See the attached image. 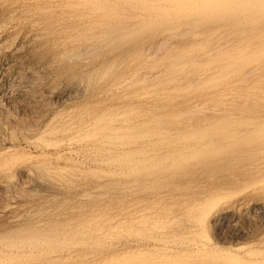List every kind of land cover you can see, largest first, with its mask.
<instances>
[{"label":"rangeland","instance_id":"374dc122","mask_svg":"<svg viewBox=\"0 0 264 264\" xmlns=\"http://www.w3.org/2000/svg\"><path fill=\"white\" fill-rule=\"evenodd\" d=\"M138 1L107 0L97 10L104 21L93 13L107 30L89 62L120 60L122 67L110 70L113 90L92 106V133L80 149L86 161L61 162L68 187L38 197L20 193L13 210L2 209L9 200L0 195V264H264V221L240 238L213 230V220L238 213L247 202L264 209V0ZM160 36L166 43L159 45Z\"/></svg>","mask_w":264,"mask_h":264},{"label":"bare ground","instance_id":"6f19581e","mask_svg":"<svg viewBox=\"0 0 264 264\" xmlns=\"http://www.w3.org/2000/svg\"><path fill=\"white\" fill-rule=\"evenodd\" d=\"M131 1V0H128ZM138 1V0H136ZM148 1V0H147ZM160 1V0H159ZM174 1V0H173ZM187 1V0H185ZM190 1V0H189ZM201 1V0H199ZM219 1V0H218ZM223 1V0H222ZM251 1V0H250ZM116 2V1H115ZM127 2V0H126ZM139 2V1H138ZM151 2V1H150ZM163 2V1H162ZM175 2V1H174ZM179 2V1H177ZM206 2V1H205ZM214 2V1H212ZM224 2V1H223ZM222 2V3H223ZM246 2V1H245ZM249 2V0H248ZM246 2V3H248ZM107 0H0V195L9 200L2 209L17 207L18 194L34 196L68 187L62 161L84 164L81 144L91 133L98 97L111 88L113 64L90 63L88 55L104 42L107 27L94 20ZM117 3V2H116ZM134 3V2H133ZM132 3V4H133ZM160 3V2H159ZM164 3V2H163ZM168 2H166L167 4ZM173 3V2H172ZM182 3V0L181 2ZM188 3V2H187ZM203 3V2H202ZM233 3V2H232ZM111 4V3H110ZM114 4V3H113ZM118 4V3H117ZM120 4V3H119ZM137 4V3H136ZM141 4V3H140ZM143 4V3H142ZM155 4V3H154ZM177 4V3H176ZM184 4V3H183ZM195 4V3H194ZM206 4V3H203ZM209 4V3H208ZM211 4V3H210ZM213 4V3H212ZM238 4V3H237ZM135 5V4H134ZM148 5V4H147ZM157 5V4H156ZM159 5V4H158ZM161 5V4H160ZM164 5V4H162ZM197 5V4H196ZM232 5V4H231ZM240 5V4H239ZM242 5V4H241ZM244 5V4H243ZM117 6V5H116ZM128 6V5H127ZM136 6V5H135ZM138 6V4H137ZM140 6V5H139ZM144 6V5H143ZM172 6V4H171ZM188 6V5H187ZM234 6V5H232ZM110 7V6H109ZM114 7V6H113ZM159 7V6H158ZM168 7V6H167ZM189 7V6H188ZM193 6H191L192 8ZM199 7V6H198ZM203 7V6H202ZM211 7V6H210ZM242 7V6H241ZM244 7V6H243ZM112 8V7H111ZM110 8V9H111ZM153 8V7H151ZM164 8V7H163ZM166 8V7H165ZM174 8V6L172 7ZM181 8V7H180ZM194 8V7H193ZM192 8V10H193ZM205 8V6H204ZM130 9V8H129ZM135 9V8H134ZM140 9V8H139ZM154 9L156 7L154 6ZM161 9V8H160ZM170 8H167V10ZM196 9V8H195ZM94 10L93 12H91ZM125 10V9H124ZM127 10V9H126ZM175 10V9H174ZM179 9L177 8V11ZM183 10V9H181ZM191 10V11H192ZM198 10V9H197ZM200 10V9H199ZM212 10V9H211ZM215 10V9H214ZM239 10V9H238ZM153 11V10H152ZM170 11V10H169ZM173 11V10H171ZM176 11V10H175ZM184 11V10H183ZM181 11V12H183ZM188 11V10H187ZM203 11H205L203 9ZM213 11V10H212ZM248 11V10H247ZM101 12V11H100ZM105 12V11H104ZM130 12V11H129ZM133 12V11H131ZM136 12V11H135ZM143 12V10H142ZM148 12V11H147ZM164 12V11H162ZM161 12V13H162ZM168 12V11H167ZM190 12V11H189ZM209 12V11H208ZM242 12V11H241ZM102 13V12H101ZM126 13V12H123ZM154 13V11H153ZM175 13V12H169ZM180 13V12H179ZM202 13V12H200ZM204 13V12H203ZM216 13V12H215ZM229 13V12H228ZM244 13V12H243ZM110 14V13H109ZM119 14V12H118ZM139 14V13H138ZM190 14V13H189ZM206 14V12H205ZM239 14V13H238ZM93 15V16H92ZM123 15V14H122ZM127 15V14H125ZM133 15V14H132ZM141 15V14H140ZM156 15V13H155ZM176 15V13H175ZM180 16V14H178ZM184 15V14H182ZM181 15V16H182ZM194 15V13L192 14ZM204 15V14H202ZM146 16V15H145ZM152 16V15H151ZM172 16V15H171ZM170 16V17H171ZM210 16V15H209ZM214 16V15H213ZM216 16V15H215ZM214 16V18H215ZM226 16V15H225ZM228 16V15H227ZM99 17L104 21L105 13ZM132 17V16H131ZM136 17V16H135ZM157 17V16H156ZM174 17V16H173ZM177 17V15H176ZM184 17V16H183ZM194 17V16H192ZM203 17V16H202ZM207 17V16H206ZM212 17V16H211ZM210 17V18H211ZM130 18V17H129ZM142 18V17H141ZM159 18V17H158ZM158 18H156L158 20ZM163 18H165L163 16ZM190 18V17H189ZM188 18V19H189ZM195 18V17H194ZM192 18V19H194ZM222 17H220L221 20ZM238 18V17H237ZM243 18V17H242ZM137 19V18H136ZM143 19V18H142ZM148 19V18H147ZM150 19V18H149ZM148 19V20H149ZM154 19V18H153ZM162 19V18H161ZM170 19V18H169ZM168 19V20H169ZM191 19V18H190ZM189 19V20H190ZM191 19V20H192ZM198 19V18H197ZM196 19V20H197ZM200 19V17H199ZM205 19V18H204ZM209 19V18H207ZM213 19V18H212ZM218 19V18H217ZM226 19V18H225ZM121 20V19H120ZM124 20V19H123ZM144 20V19H143ZM184 20V19H183ZM181 20V22H184ZM224 20V19H222ZM127 21V20H126ZM135 21V20H134ZM147 21V20H146ZM173 21V20H172ZM195 21V20H194ZM202 21V20H201ZM206 20H204L205 22ZM215 21V20H214ZM263 21V20H262ZM95 22V23H94ZM145 22V21H144ZM154 22V21H153ZM156 22V21H155ZM162 22V20H161ZM166 22V20H165ZM197 22V21H196ZM199 22V21H198ZM203 22V21H202ZM210 22V21H208ZM217 22V20L215 21ZM221 22V21H219ZM233 22V21H231ZM106 23V22H105ZM108 23V22H107ZM122 23V22H121ZM124 23V22H123ZM167 23V22H166ZM178 23V21H177ZM186 23V22H185ZM183 23V24H185ZM213 23V22H212ZM211 23V24H212ZM218 23V22H217ZM225 23V21H224ZM223 23V24H224ZM246 23V22H245ZM260 23V22H259ZM104 24V23H103ZM110 24V23H109ZM112 24V23H111ZM128 24V23H127ZM135 24V23H134ZM140 24V23H139ZM157 24V22H156ZM174 24V23H173ZM193 24V22H192ZM195 24V23H194ZM202 24V23H201ZM228 24V23H227ZM234 24V23H233ZM238 24V23H237ZM244 24V23H243ZM258 24V23H257ZM105 25V24H104ZM117 25V24H116ZM120 25V24H119ZM142 25V24H141ZM144 25V24H143ZM147 25V24H146ZM155 25V24H154ZM164 25V24H163ZM187 25V24H186ZM191 25V23L189 24ZM188 25V26H189ZM205 25V24H204ZM213 25V24H212ZM216 25V24H215ZM219 25V24H218ZM118 26V25H117ZM123 26V25H122ZM126 26V25H125ZM131 26V25H130ZM139 26V25H138ZM175 26V25H174ZM199 26V24H198ZM197 26V27H198ZM203 26V25H202ZM221 26V25H220ZM247 26V25H246ZM143 27V26H142ZM148 27V26H147ZM159 27V24L157 25ZM164 27V26H161ZM168 27V26H167ZM171 27V26H170ZM184 27V26H183ZM194 27V26H193ZM200 27V26H199ZM214 27V26H213ZM225 27V26H224ZM239 27V26H238ZM242 27V26H240ZM244 27V26H243ZM106 30L104 31V29ZM117 28V27H116ZM128 28V27H127ZM130 28V27H129ZM140 28V27H139ZM165 28V27H164ZM172 28V27H171ZM178 28V27H177ZM187 28V27H186ZM185 28V30H186ZM196 28V27H195ZM208 28V27H207ZM250 28V27H249ZM120 29V28H119ZM132 29V28H131ZM130 29V30H131ZM136 29V28H135ZM154 29V28H153ZM161 29V28H160ZM173 29V28H172ZM183 29V28H182ZM189 29V28H188ZM193 29V28H192ZM236 29V27H235ZM241 29V28H239ZM248 30V27L245 28ZM244 29V31H245ZM264 29V28H262ZM113 30V29H111ZM127 30V29H125ZM124 30V31H125ZM143 30V28H142ZM166 30V29H165ZM168 30V29H167ZM198 30V29H197ZM206 30V29H205ZM223 30V29H222ZM225 30V29H224ZM228 30V29H227ZM230 30V29H229ZM234 30V29H232ZM243 30V29H242ZM261 30V29H260ZM137 31V30H136ZM154 31V30H153ZM188 31V30H186ZM195 31V30H194ZM193 31V32H194ZM241 30H239L240 33ZM133 32V31H132ZM179 32V31H177ZM184 32V31H183ZM182 32V33H183ZM190 32V31H188ZM197 32V31H196ZM202 32V30L200 31ZM224 32V31H223ZM232 32V31H231ZM247 32V31H245ZM129 33V32H128ZM167 33V32H166ZM171 33V32H170ZM176 33V30H175ZM195 33V32H194ZM204 33V31L202 32ZM210 33V32H208ZM214 33V32H213ZM221 33V32H220ZM234 33V32H232ZM239 34L238 32H236ZM249 33V32H248ZM131 34V33H130ZM129 34V35H130ZM163 34V33H162ZM169 34V33H168ZM178 34V33H177ZM185 34V32H184ZM182 34V35H184ZM189 34V33H188ZM196 34V33H195ZM229 34V31L228 33ZM226 34V35H227ZM166 35V34H165ZM176 35V34H175ZM181 34L177 35L178 37ZM187 35V34H186ZM191 35V34H189ZM201 35V34H200ZM211 35V34H209ZM222 35V34H220ZM219 35V36H220ZM242 35V34H241ZM128 36V35H126ZM131 36V35H130ZM150 36V35H149ZM192 36V35H191ZM197 36V35H196ZM202 36V35H201ZM212 36V35H211ZM216 36V35H215ZM229 36V35H228ZM226 36V37H228ZM237 36V35H233ZM240 36V35H239ZM238 36V37H239ZM154 37V36H153ZM157 37V36H156ZM161 37V36H160ZM164 37V36H163ZM161 37L159 45L166 43ZM185 37V36H184ZM195 37V36H193ZM200 37V36H199ZM214 37V36H213ZM212 37V38H213ZM232 37V36H230ZM247 37V36H246ZM114 38V37H113ZM147 38V37H146ZM188 38V37H187ZM204 38V37H203ZM201 37V39H203ZM211 38V39H212ZM219 38V37H218ZM217 38V39H218ZM225 38V37H224ZM122 39V38H121ZM145 39V38H144ZM171 39V38H170ZM175 39V38H174ZM178 39V38H177ZM180 39V38H179ZM208 39V38H207ZM210 39V40H211ZM230 39V38H229ZM242 39V37H241ZM114 40V39H113ZM118 40V39H117ZM140 40V39H139ZM160 40V39H159ZM181 40V39H180ZM195 40V39H194ZM193 40V41H194ZM209 40V39H208ZM226 40V39H225ZM205 41V40H204ZM213 41V40H211ZM210 41V42H211ZM215 41V39H214ZM232 41V40H231ZM239 41V39H238ZM114 42V41H113ZM112 42V43H113ZM158 42V41H157ZM177 42V41H176ZM191 42V41H190ZM201 42V41H200ZM226 42V41H225ZM236 42V41H235ZM141 43V42H140ZM202 43V42H201ZM207 43V42H205ZM223 43V42H222ZM242 43V42H241ZM173 43H171L172 45ZM186 44V43H185ZM193 44V43H192ZM191 44V45H192ZM209 44V43H208ZM111 45V44H109ZM154 45V44H153ZM159 45L158 49H159ZM165 45V44H164ZM174 45V44H173ZM190 45V46H191ZM200 45V44H199ZM216 45V43H215ZM228 43L226 44V46ZM231 45V44H230ZM239 45V44H238ZM127 46V44L125 45ZM132 46V45H130ZM156 46V45H155ZM170 46V45H169ZM184 46V45H183ZM189 46V44H188ZM194 46V45H193ZM205 46V45H204ZM201 45V47H204ZM225 46V45H224ZM229 46V45H228ZM246 46V45H245ZM128 47V46H127ZM136 47V46H135ZM179 47V46H178ZM200 47V46H199ZM200 47V48H201ZM220 47H223L220 45ZM241 47V46H240ZM239 47V48H240ZM248 47V46H247ZM79 48V49H78ZM107 48V47H106ZM156 48V47H155ZM162 48V47H161ZM165 48V46H164ZM162 48V50L164 49ZM167 48V47H166ZM173 48V47H172ZM171 48V49H172ZM198 48V47H197ZM207 48V47H206ZM214 48V47H213ZM225 48V47H224ZM229 48V47H228ZM226 48L225 50H227ZM233 48V47H231ZM76 49V50H75ZM92 49V50H91ZM133 49V48H132ZM138 48H136L137 50ZM146 49V48H144ZM153 49V48H152ZM151 49V50H152ZM177 49V48H176ZM180 49V48H179ZM182 49V48H181ZM202 49V48H201ZM211 49V48H210ZM236 49V47L234 48ZM249 49V48H248ZM261 49V48H260ZM124 50V49H122ZM149 50V48H148ZM162 50L160 51L162 53ZM203 50V49H202ZM205 50V49H204ZM214 50V49H212ZM217 50V48H216ZM224 50V49H223ZM247 50V49H246ZM262 50V49H261ZM103 51V50H102ZM147 51V50H146ZM154 51V49H153ZM186 51V50H184ZM196 51V50H195ZM200 51V50H199ZM221 51V50H220ZM252 51V50H251ZM250 51V52H251ZM119 52V51H118ZM140 52V51H138ZM156 52V51H155ZM164 52V51H163ZM181 52V51H180ZM191 52V51H190ZM198 52V51H197ZM207 51L206 53H208ZM211 52V51H210ZM215 52V50H214ZM242 52V51H241ZM256 52V51H255ZM259 52V51H258ZM128 53V52H127ZM133 53V51L131 52ZM141 53V52H140ZM146 53V52H145ZM195 53V52H194ZM204 53V51L202 52ZM254 53V52H253ZM98 54V52H97ZM101 54V53H99ZM129 54V53H128ZM144 54V53H143ZM176 54V53H175ZM185 54V53H184ZM197 54V53H196ZM201 54V52H200ZM199 54V55H200ZM211 55V53H209ZM208 54V56H210ZM223 54V53H222ZM226 54V53H225ZM235 54V53H234ZM245 54V53H244ZM251 54V53H250ZM131 55V54H130ZM138 55V53H136ZM158 55V54H157ZM161 55V54H160ZM216 55V54H215ZM219 55V54H218ZM248 55V54H247ZM150 58V54L148 55ZM153 56V54H152ZM171 56V55H170ZM192 56V55H191ZM194 56V55H193ZM196 56V55H195ZM194 56V57H195ZM202 56V54H201ZM221 56V55H220ZM218 56V57H220ZM225 56V55H224ZM246 56V55H245ZM249 56V55H248ZM251 56V55H250ZM100 57V56H99ZM105 57V55H104ZM121 57V56H120ZM129 57V56H127ZM125 57V60L126 58ZM141 57V56H140ZM139 57V58H140ZM154 57V56H153ZM213 58V55L211 56ZM210 57V59H212ZM243 57V55H242ZM254 57V56H253ZM116 58V57H115ZM113 58V59H115ZM133 58V57H132ZM131 58V59H132ZM147 57V59H149ZM158 58V57H157ZM190 58V56H189ZM206 58V57H205ZM204 58V59H205ZM217 59V56L215 57ZM228 58V57H227ZM245 58V57H244ZM246 58H248L246 56ZM121 59V58H120ZM130 59V58H129ZM130 59V60H131ZM146 59V60H147ZM155 59V58H154ZM166 59V58H165ZM194 59V58H193ZM196 59V57H195ZM209 59V58H208ZM220 59V58H218ZM222 59V57H221ZM224 59V58H223ZM96 60V59H95ZM101 60V59H100ZM128 60V58H127ZM181 60V59H180ZM201 60V59H200ZM199 60V61H200ZM247 60V59H246ZM91 61V60H90ZM99 61V60H98ZM108 61V60H107ZM111 61V59H110ZM139 61V60H138ZM161 61V60H160ZM183 61V60H182ZM187 61V60H186ZM195 61V60H194ZM207 62L206 60H204ZM221 61V60H220ZM224 61V60H223ZM227 61V60H226ZM94 62V61H93ZM97 62V61H96ZM101 62V61H100ZM127 62V61H126ZM130 62V61H128ZM169 62V61H167ZM180 62V61H179ZM189 62V61H187ZM204 62V64H206ZM222 62V61H221ZM108 63H110L108 61ZM116 63V64H115ZM123 63V62H122ZM132 63V62H130ZM134 63V62H133ZM132 63V64H133ZM149 63V62H148ZM186 63V62H185ZM196 63V62H194ZM201 63V62H200ZM216 63V62H215ZM218 63V62H217ZM131 64V66H132ZM139 64V63H138ZM154 64V63H153ZM179 64V63H178ZM184 64V63H183ZM214 64V63H213ZM135 65V64H133ZM190 65V64H189ZM211 65V63H210ZM223 65V64H222ZM262 65V64H261ZM112 66H114L112 68ZM124 66V65H123ZM128 66V65H127ZM130 66V67H131ZM153 66V65H152ZM163 66V65H162ZM161 66V67H162ZM179 65H177L178 67ZM192 66V65H191ZM201 66V65H199ZM204 66V65H203ZM260 66V64H259ZM120 67V66H119ZM122 67V66H121ZM120 67V68H121ZM125 67V66H124ZM137 65H135L136 69ZM154 67V66H153ZM160 67V68H161ZM168 67V66H167ZM172 67V66H171ZM176 67V68H177ZM193 66L192 69H194ZM111 68V69H110ZM119 68V69H120ZM127 68V67H126ZM140 68V67H139ZM147 68V67H146ZM186 68V67H184ZM183 68V69H184ZM129 69V67H128ZM134 69V70H135ZM159 69V67H158ZM164 69V68H163ZM167 69V68H166ZM182 69V68H181ZM200 69V68H199ZM118 70V69H117ZM116 70V71H117ZM131 70V69H130ZM141 70V69H140ZM171 70V69H170ZM188 70V69H187ZM202 70V69H201ZM205 70V69H204ZM208 70V69H207ZM206 70V71H207ZM212 70V69H210ZM216 70V69H215ZM213 70V71H215ZM129 71V70H128ZM133 71V68H132ZM139 71V70H138ZM137 71V72H138ZM164 71V70H163ZM175 72V70H173ZM177 71V70H176ZM180 71V70H178ZM194 71V70H193ZM191 71V72H193ZM200 71V70H199ZM257 71V70H256ZM118 72V71H117ZM121 72V71H120ZM123 72V71H122ZM146 72V71H145ZM148 72V71H147ZM146 72V73H147ZM165 72V71H164ZM183 72V71H181ZM201 72V71H200ZM210 72V71H209ZM249 72V71H248ZM111 73V72H110ZM115 74V72H113ZM111 74L114 76V74ZM132 73V72H131ZM134 73V71H133ZM141 73V72H140ZM153 73V72H151ZM167 73V72H166ZM184 73V72H183ZM211 73V72H210ZM230 73V72H229ZM255 73V72H254ZM127 74V73H126ZM137 74V73H136ZM149 74V73H147ZM156 74V72H155ZM161 74V72H160ZM159 74V75H160ZM190 74L191 73H187ZM202 74V73H201ZM213 74V73H212ZM211 74V75H212ZM246 74V73H245ZM257 74V73H256ZM116 75V74H115ZM119 75V72H118ZM117 75V77H118ZM125 75V74H124ZM131 75V74H130ZM135 75V73L133 74ZM150 75V74H149ZM186 75V74H183ZM194 75V74H193ZM205 75V74H203ZM228 75V74H227ZM234 75V74H233ZM258 75V74H257ZM155 76V75H154ZM157 76V75H156ZM176 76V75H175ZM180 76V75H179ZM178 76V77H179ZM213 76V75H212ZM116 77V78H117ZM148 77V76H147ZM184 77V76H182ZM197 77V76H196ZM195 77V78H196ZM201 76L200 78H202ZM248 77V76H246ZM262 79L264 77L259 76ZM113 78V77H112ZM115 78V77H114ZM113 78V79H114ZM115 78V79H116ZM128 78V77H127ZM130 78V77H129ZM138 78V77H134ZM145 78V77H144ZM152 78V77H151ZM155 78V77H154ZM176 78V77H175ZM190 78V77H189ZM198 78V80L200 79ZM124 79V78H123ZM126 79V78H125ZM132 79V78H131ZM171 79V78H170ZM169 79V80H170ZM194 79V78H193ZM206 79V78H205ZM208 79V77H207ZM206 79V81H207ZM128 80V79H127ZM136 80V79H133ZM168 80V81H169ZM172 80V79H171ZM177 80H181L180 78ZM237 80V79H236ZM258 80V79H257ZM114 81V80H113ZM122 81V80H121ZM137 81V80H136ZM189 81H192L191 79ZM234 81V80H233ZM116 82V81H115ZM130 82V80H129ZM170 82V81H169ZM172 82V81H171ZM170 82V83H171ZM200 82V80H199ZM235 82V81H234ZM123 83V82H122ZM118 83V84H122ZM132 83V82H131ZM173 83V82H172ZM176 83V82H175ZM174 83V84H175ZM182 83V81H181ZM179 83V84H181ZM184 83V82H183ZM196 83V81L194 82ZM236 83V82H235ZM238 85L240 82H238ZM259 83V81H258ZM260 83H262L260 81ZM168 84V83H167ZM189 84V83H188ZM192 84V83H191ZM201 84V83H200ZM209 84V83H208ZM232 84V83H230ZM257 84V83H256ZM127 86V84H125ZM129 85V84H128ZM173 85V84H172ZM178 85V84H177ZM213 85V84H212ZM258 85V84H257ZM115 86V85H114ZM168 86V85H167ZM166 86V87H167ZM174 86V85H173ZM253 86V85H252ZM255 86V85H254ZM165 87V88H166ZM170 87V86H169ZM177 87V86H176ZM186 87V86H185ZM193 87V86H192ZM238 87V86H237ZM257 87V86H256ZM123 88V87H122ZM172 88V87H170ZM175 88V87H173ZM184 88V87H183ZM189 88V86H188ZM210 89V87H208ZM216 89V87L214 86ZM112 89V90H111ZM117 89V88H116ZM252 89V88H251ZM111 90V91H110ZM122 90V89H121ZM166 92L167 90L164 89ZM169 90V89H168ZM182 90V89H180ZM223 90V89H222ZM172 91V90H170ZM179 91V90H178ZM212 91V90H211ZM210 91V92H211ZM238 91V90H237ZM119 92V91H118ZM121 92V91H120ZM123 92V90H122ZM215 92V91H214ZM222 92V91H220ZM224 92V91H223ZM226 93V92H225ZM232 93V92H231ZM263 94V91L261 92ZM116 94V92L114 93ZM130 94V93H129ZM169 94V93H168ZM209 94V93H208ZM120 95V94H119ZM126 95V94H125ZM124 95V96H125ZM165 95V94H164ZM226 95V94H224ZM230 96V94H228ZM232 95V94H231ZM109 96V95H108ZM107 96V97H108ZM117 96V95H116ZM223 96V94H222ZM111 97V95H110ZM226 97V96H224ZM111 99V98H110ZM214 99V97H213ZM232 99V98H231ZM105 100V99H104ZM217 100V98H216ZM225 100V99H224ZM230 100V99H228ZM203 101V100H202ZM201 101V102H202ZM219 101V100H218ZM102 102V101H100ZM104 102V101H103ZM102 102V103H103ZM225 102V101H224ZM96 103V104H94ZM99 103V102H98ZM216 103V102H215ZM105 104V103H104ZM193 104V103H192ZM214 104V103H213ZM220 104V103H219ZM99 105V104H98ZM106 105V104H105ZM146 105V104H145ZM216 105V104H215ZM214 105V106H215ZM202 106V105H201ZM99 107V106H98ZM110 107V106H109ZM196 107V105H195ZM100 108V107H99ZM92 109V110H91ZM98 109V108H97ZM109 109V108H108ZM192 109V108H191ZM195 109V108H193ZM200 109V107H199ZM101 110V109H100ZM104 111V110H103ZM106 111V109H105ZM114 111V110H113ZM111 111V112H113ZM201 111V110H200ZM95 112V111H94ZM98 112V111H97ZM117 112V111H116ZM190 112V111H189ZM198 112V111H197ZM108 113V112H107ZM113 114V113H111ZM110 114V116H111ZM180 114V113H179ZM182 114V113H181ZM97 115V114H96ZM103 115V114H101ZM108 115V114H107ZM106 116V115H105ZM104 116V117H105ZM103 117V118H104ZM112 117V116H111ZM179 117V116H178ZM101 118V117H100ZM99 118V119H100ZM107 118V117H106ZM91 119V120H90ZM94 119V118H93ZM108 119V118H107ZM106 119V120H107ZM96 120V119H95ZM94 120V121H95ZM113 120V119H112ZM91 121V122H90ZM101 121V119H100ZM103 121V120H102ZM99 122V121H97ZM96 123V122H95ZM101 123V122H100ZM260 123V121H259ZM99 124V123H98ZM102 124V123H101ZM104 124V122H103ZM105 125V124H104ZM263 125V123H262ZM95 126V124H94ZM107 126V125H106ZM103 127V126H102ZM257 127V126H256ZM262 127V126H261ZM260 127V128H261ZM254 128V127H253ZM101 130V129H99ZM102 134V133H100ZM105 134V133H104ZM109 134V133H106ZM171 134V133H170ZM99 135V134H98ZM110 135V134H109ZM118 135V134H116ZM172 135V134H171ZM103 136V135H101ZM100 136V137H101ZM107 136V135H106ZM91 137V136H90ZM93 138V137H92ZM146 141V140H145ZM90 144V143H89ZM97 144V143H96ZM209 144V143H208ZM207 144V145H208ZM91 145V144H90ZM194 145V144H193ZM86 146V145H85ZM187 146V145H186ZM199 146L200 143H199ZM203 146V145H202ZM211 146V145H210ZM84 147V146H83ZM187 148V147H186ZM183 149V148H182ZM188 149V148H187ZM191 150V149H190ZM88 152V151H87ZM185 152V151H183ZM187 152V151H186ZM185 152V153H186ZM119 154V153H118ZM152 154V153H151ZM178 155V154H177ZM102 156V155H101ZM89 157V156H88ZM127 157V156H126ZM137 159V158H136ZM90 161V160H89ZM125 161V159H124ZM76 163V164H77ZM88 163V162H87ZM86 163V164H87ZM145 163V162H144ZM122 165V164H120ZM130 166V165H129ZM116 167V166H115ZM119 167V166H118ZM128 169V167H126ZM125 169V170H126ZM130 169V168H129ZM111 170V169H110ZM124 169H122L123 171ZM133 172V171H132ZM72 173V172H71ZM121 173V172H120ZM73 174V173H72ZM71 175V174H70ZM69 177V176H68ZM72 178V177H71ZM76 178V177H75ZM70 180V179H69ZM72 180V179H71ZM75 181V180H73ZM70 181V182H73ZM137 182V181H136ZM74 182L72 184H75ZM71 184V183H70ZM132 188V187H131ZM65 190V189H64ZM101 190V189H100ZM52 191V192H53ZM102 192V191H101ZM54 193V192H53ZM64 193V192H63ZM62 193V194H63ZM43 194V193H42ZM47 195V194H46ZM50 195V194H48ZM47 195V196H48ZM54 195V194H53ZM61 195V194H60ZM148 195V194H147ZM20 196V195H19ZM40 196V195H39ZM51 196V195H50ZM17 197V198H16ZM38 197V196H37ZM77 197V196H76ZM30 198V197H29ZM28 198V199H29ZM51 199V197H49ZM56 198V197H54ZM53 198V199H54ZM152 198V197H151ZM263 198V197H262ZM20 199H22L20 197ZM19 199V200H20ZM34 199V198H33ZM7 200V201H8ZM6 201V202H7ZM143 201V200H142ZM249 201V200H248ZM260 201V200H258ZM17 202V203H16ZM35 202V201H34ZM33 202V203H34ZM145 202V201H144ZM256 202V200H255ZM3 203V201H2ZM5 203V202H4ZM246 203V202H245ZM244 203V204H245ZM257 203V202H256ZM247 202L238 213L213 220L215 233L248 236L264 221L263 205ZM25 204V203H24ZM38 204V203H37ZM243 204V202H242ZM3 205V204H2ZM30 205V204H29ZM28 205V206H29ZM243 206V205H240ZM19 207V206H18ZM36 207V206H34ZM38 207V206H37ZM237 207V206H236ZM21 208V207H20ZM33 208V207H32ZM31 209V208H30ZM29 209V210H30ZM236 209H239L238 207ZM43 210V209H42ZM230 210V209H229ZM1 211V210H0ZM9 211V210H8ZM7 211V212H8ZM33 211V210H32ZM44 211V210H43ZM42 211V212H43ZM223 211V210H222ZM29 212V211H28ZM35 212V211H34ZM2 213V212H1ZM26 213V212H25ZM35 213H38L37 211ZM226 213V212H225ZM4 214V213H3ZM10 214V213H9ZM28 214V213H27ZM34 214V213H31ZM44 214V213H43ZM26 215V214H25ZM24 217L22 218H25ZM30 215V213H29ZM41 215V214H39ZM45 215V214H44ZM228 215V214H227ZM219 216V215H218ZM27 217V215H26ZM215 217V216H214ZM16 217H14L15 220ZM18 218V217H17ZM21 218V217H20ZM18 218V220L20 219ZM45 218V216H44ZM2 219V218H1ZM11 219V218H10ZM26 219V218H25ZM24 219V220H25ZM48 219V218H47ZM17 220V219H16ZM35 220V219H34ZM9 221V219H8ZM13 221V219H12ZM23 221V220H22ZM28 221V220H27ZM43 221V220H42ZM212 221V220H211ZM4 222V221H3ZM25 222V221H23ZM33 222V221H32ZM246 222V225L243 224ZM16 223V222H15ZM212 223V222H211ZM210 223V224H211ZM264 223V222H263ZM207 224V223H206ZM4 226V225H3ZM259 228V227H258ZM261 228V227H260ZM225 234V233H224ZM216 235V234H215ZM216 235V236H218ZM223 236V235H222ZM224 237V236H223ZM253 237V236H252ZM211 238V237H210ZM227 238V237H226ZM216 239V238H215ZM220 240V239H219ZM236 240V239H235ZM222 241V240H221ZM220 241V242H221ZM226 241V240H225ZM227 243V242H226ZM145 244V243H144ZM224 244V242H223ZM230 244V243H229ZM23 245V244H22ZM125 245V244H124ZM127 245V244H126ZM132 246V245H131ZM134 246V245H133ZM191 246V245H190ZM99 247V246H98ZM257 247V246H256ZM78 248V247H77ZM32 249V248H31ZM38 249V248H37ZM97 249V248H96ZM200 250V249H199ZM72 251V250H71ZM28 252V251H27ZM30 252V251H29ZM96 252V251H95ZM102 252V251H101ZM23 253V252H22ZM39 253V252H38ZM245 253V252H244ZM16 254V253H15ZM103 254V253H102ZM240 254V253H239ZM247 254V253H246ZM245 254V255H246ZM249 254V253H248ZM243 255V254H242ZM249 256V255H246ZM245 256V257H246ZM54 257V256H53ZM246 259V258H245ZM249 261V260H248Z\"/></svg>","mask_w":264,"mask_h":264}]
</instances>
